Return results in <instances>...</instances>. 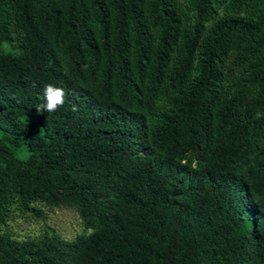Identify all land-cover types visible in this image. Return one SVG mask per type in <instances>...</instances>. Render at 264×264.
I'll use <instances>...</instances> for the list:
<instances>
[{
    "label": "trees",
    "instance_id": "trees-1",
    "mask_svg": "<svg viewBox=\"0 0 264 264\" xmlns=\"http://www.w3.org/2000/svg\"><path fill=\"white\" fill-rule=\"evenodd\" d=\"M0 264H264V0H0Z\"/></svg>",
    "mask_w": 264,
    "mask_h": 264
},
{
    "label": "rangeland",
    "instance_id": "rangeland-1",
    "mask_svg": "<svg viewBox=\"0 0 264 264\" xmlns=\"http://www.w3.org/2000/svg\"><path fill=\"white\" fill-rule=\"evenodd\" d=\"M46 226L66 239H73L83 229L77 212L71 208H57L47 212L43 221L18 215L9 222L11 231L17 237L36 236Z\"/></svg>",
    "mask_w": 264,
    "mask_h": 264
},
{
    "label": "clouds",
    "instance_id": "clouds-1",
    "mask_svg": "<svg viewBox=\"0 0 264 264\" xmlns=\"http://www.w3.org/2000/svg\"><path fill=\"white\" fill-rule=\"evenodd\" d=\"M65 101V90L51 83L46 84L43 89V103L36 107L38 113L55 112L63 106ZM76 110L75 107L73 109Z\"/></svg>",
    "mask_w": 264,
    "mask_h": 264
}]
</instances>
